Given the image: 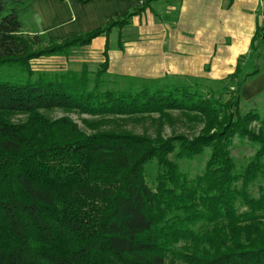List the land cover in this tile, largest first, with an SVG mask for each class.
Here are the masks:
<instances>
[{
	"label": "trees",
	"instance_id": "trees-1",
	"mask_svg": "<svg viewBox=\"0 0 264 264\" xmlns=\"http://www.w3.org/2000/svg\"><path fill=\"white\" fill-rule=\"evenodd\" d=\"M36 1L0 0V264H264V136L249 129L264 116L239 109L241 86L264 65L247 73L242 67L260 54L263 27L222 80L244 75L221 124L226 106L186 82L111 88L114 80L103 79L110 76L107 61L97 71L86 64L33 70L32 58L68 54L119 23L36 51L46 37L22 33V17ZM55 108L91 115L197 111L220 127L194 140L157 143L126 131L85 133L68 116L42 112ZM17 114L27 118L14 121ZM235 135L259 146L241 171L231 156ZM207 145L209 162L196 177L167 157L177 151L192 158ZM153 159L159 170L149 180ZM256 184L258 195L251 190Z\"/></svg>",
	"mask_w": 264,
	"mask_h": 264
},
{
	"label": "crops",
	"instance_id": "crops-1",
	"mask_svg": "<svg viewBox=\"0 0 264 264\" xmlns=\"http://www.w3.org/2000/svg\"><path fill=\"white\" fill-rule=\"evenodd\" d=\"M22 21L24 34L51 41L119 22L82 48L87 61H107L110 74L138 80L218 81L234 73L264 29V0H37ZM259 51L264 60V39ZM241 95L264 97V65Z\"/></svg>",
	"mask_w": 264,
	"mask_h": 264
},
{
	"label": "rangeland",
	"instance_id": "rangeland-1",
	"mask_svg": "<svg viewBox=\"0 0 264 264\" xmlns=\"http://www.w3.org/2000/svg\"><path fill=\"white\" fill-rule=\"evenodd\" d=\"M174 9H171L170 18H175L177 12L178 2L174 3ZM23 20V17H22ZM24 34V32L22 31ZM26 36L27 35L24 34ZM35 36V35H34ZM50 39L46 38L40 44L34 46L36 51H41L43 48L50 46ZM56 43V42H55ZM85 47V46H84ZM83 47L73 49L68 54L61 53H43L37 57H34L30 61V65L33 70H81L83 65L86 64L91 71H97L101 64L106 61H87L89 57L87 53L82 51ZM256 53L251 60V63H246L247 59L242 62L244 72L253 70L259 64H263V54ZM109 72V71H108ZM110 73V72H109ZM245 74V73H244ZM241 75V74H240ZM244 75L227 81L218 80L210 81L199 78H178L168 79L170 82H186L185 84H191L194 87H199V92L204 98H211L214 101H220L226 107L223 108V112L219 116V121L223 124L224 114H229V109L233 100L238 95L240 81L243 80ZM103 79L114 80L108 86L117 89H128L130 86L138 89L143 83L142 80H130L128 78H122L120 76H104ZM198 79V80H197ZM163 83V82H162ZM245 85V84H244ZM243 85V86H244ZM240 88V95L242 87ZM219 108V107H217ZM235 109V106L233 107ZM232 109V110H233ZM239 109L242 114H246L251 110H257L261 116H264V97L261 99L245 100L241 95ZM231 110V111H232ZM42 112L51 119H58L63 116L70 117L80 128L81 131L92 134L99 131H126L133 134L147 136L158 143L160 140H168L178 136H185L190 140H194L197 137L204 134H213L220 126L215 125V121H209L208 117H205L197 111H182L172 110L165 114L160 113H138V114H98L91 115L88 113H82L79 111H68L63 108H55L51 110H42ZM27 118L24 114H17L13 116L14 121H23ZM216 126V127H215ZM249 129L257 134H263L264 136V123L261 120L252 121L249 123ZM213 146L207 145L201 154H198L192 158L178 157L177 151L169 153L167 157L169 160L178 164L180 171L185 173L189 177H196L202 174L209 162ZM259 149L256 143L249 140L248 137L241 138L239 135H235L232 138L231 143V156L236 163L238 170H242L249 161L255 156ZM149 180L156 177L159 167H157V160L153 159L146 165ZM259 186V184H258ZM257 184L251 187V190L255 195H258L259 189Z\"/></svg>",
	"mask_w": 264,
	"mask_h": 264
}]
</instances>
